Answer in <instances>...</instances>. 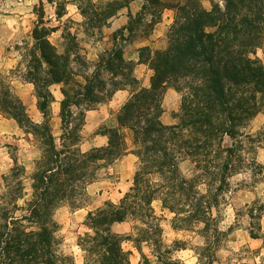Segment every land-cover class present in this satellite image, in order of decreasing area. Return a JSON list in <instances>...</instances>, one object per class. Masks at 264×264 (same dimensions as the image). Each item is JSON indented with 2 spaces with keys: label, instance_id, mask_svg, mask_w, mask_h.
<instances>
[{
  "label": "trees",
  "instance_id": "16d2710c",
  "mask_svg": "<svg viewBox=\"0 0 264 264\" xmlns=\"http://www.w3.org/2000/svg\"><path fill=\"white\" fill-rule=\"evenodd\" d=\"M131 1H107V7L114 8L104 19L114 17ZM166 8L175 11L168 45L152 52L143 48L152 53L148 58L140 53V60L153 70L150 86L140 85L134 63L125 58L117 36L113 47L93 62L74 46L60 52L50 39L54 27L46 25L43 14L32 29L31 40L21 47L24 67L15 72L34 85L42 122L29 115L13 81L0 75V114L32 134L41 150L31 173L14 158L15 166L3 176L0 264H75L74 256L61 247L56 212L62 206L83 207L87 185L95 181L98 170L129 151L139 158L133 184L119 203L107 200L88 212L85 224L89 230L78 238L83 264H131L132 250L125 242L141 253L139 264H177L172 253L186 247L180 240L173 246L165 244L155 200L174 214V221L203 224L205 242L199 248L198 264L216 261L214 250L224 234L214 216L219 196L230 175L247 168L245 162L256 163L248 154L264 147V125L257 133L245 130L264 113V60L256 55L258 48L264 51V0H223V8L214 0L210 8L201 0L175 4L143 0L140 12L129 14L126 29L132 32L147 9L149 25L154 26ZM76 64L81 66L79 71ZM54 84H61L63 94L59 139L51 126ZM128 86L134 88L118 112V126L104 131L108 144L82 150L87 110ZM168 86L181 94L175 124L161 119ZM128 133L133 149L127 142ZM226 136L232 140L230 146L224 143ZM185 159L195 164L196 176L182 172ZM199 183L207 185V192L200 191ZM123 221L130 222V231H114L112 225ZM144 244L154 260L143 251Z\"/></svg>",
  "mask_w": 264,
  "mask_h": 264
},
{
  "label": "rangeland",
  "instance_id": "374dc122",
  "mask_svg": "<svg viewBox=\"0 0 264 264\" xmlns=\"http://www.w3.org/2000/svg\"><path fill=\"white\" fill-rule=\"evenodd\" d=\"M107 1L111 0H35L34 3H29V0H0V75L13 81L16 92L25 103L29 115L35 121L42 122L43 118L38 120L41 118V114L37 108L34 85L18 77L15 72L24 67L25 59L22 56L23 50L21 47L24 41L31 40L32 29L41 19V14L44 15L46 25L54 27L50 39L60 52H63L66 47L74 46L76 50H79L82 55L93 62H98L100 55L105 50L113 47L115 43L114 36H117L116 41L125 45L138 35L149 36L152 32L154 26L149 25L150 9L142 14V19L135 23L132 32L126 31L124 34H120L118 31L111 32L108 26L113 17L108 20L104 17L114 7H107ZM123 1L118 0L120 3H123ZM165 1L169 4H175L181 0ZM201 1L206 8L212 6L213 0ZM58 12L61 13V16ZM171 15L174 20V9ZM105 21L106 24H104ZM170 25L164 36L166 46L168 45ZM75 49L74 51H76ZM156 49V47L151 48L150 51ZM150 51L142 49L140 53L144 55V58H148L152 54ZM76 67L78 71L81 69L79 64H76ZM139 83L142 85L140 80ZM128 87L130 90L134 88V86ZM51 89L56 99V103H52L51 126L54 135L59 139L62 134L60 101L63 94L61 84H54ZM180 106L181 94L179 100L171 98L170 107H173L170 109L171 114L177 116L180 112ZM177 122H179L178 117ZM0 123H2L0 124L1 186L3 176L10 173L15 166L14 158L18 160L19 164H24L28 173H31L34 169L35 160L41 155V150L39 143L32 134H28L22 128H19L12 120H6L2 114H0ZM263 125L264 113H259L250 122V128L248 126L245 130L249 131L251 129L253 133H257ZM106 127V125L101 124L100 127L90 130L83 125L80 144L86 139L92 138L97 132H104ZM131 138L128 133L127 142L133 149ZM224 143L226 146H230L232 144L231 138L226 136ZM260 148L264 147H258L255 149L256 151L254 150V152L248 154V156L256 158V163L250 165L245 162L248 165L247 168L229 176L228 184L219 196L220 204L217 208H214L217 225L224 231L218 247L214 250L216 255L214 264H264V150H260ZM110 167L111 164L101 167L95 179L97 183L100 181L103 183L104 188L102 190L104 191L111 190L118 179V175L112 172ZM138 167L139 158L137 169ZM181 170L187 177H194L198 173L195 164L190 159L181 162ZM198 187L201 192H207L208 188L205 183H199ZM98 189L96 188L92 192L86 190L87 196L83 201V207L90 205L91 207L102 206L108 200H104L100 196ZM104 195L106 197L107 192ZM153 205L157 214L162 217L161 224L164 229L163 239L165 244L173 246L175 240H180L181 245L186 247L172 253L174 259L178 262L177 264H187L193 256L197 258L198 264V253L201 252L199 248L205 242L201 230L203 224L174 221V214H171L169 210L163 211L160 200H155ZM73 210L69 206H62L57 210L56 218L61 224L58 235L62 241V249L74 256L75 264H83L84 252L78 245V238L89 230L85 224L87 215L81 220L70 213ZM174 226L177 229H174ZM124 246L132 250L131 264H139L142 259L141 253L133 250L134 246L131 242H125ZM143 251L153 260L155 259L151 256V249L148 245H143ZM188 253H191V255H188ZM155 264L161 263L156 261Z\"/></svg>",
  "mask_w": 264,
  "mask_h": 264
},
{
  "label": "crops",
  "instance_id": "0c3cea01",
  "mask_svg": "<svg viewBox=\"0 0 264 264\" xmlns=\"http://www.w3.org/2000/svg\"><path fill=\"white\" fill-rule=\"evenodd\" d=\"M142 6L143 0H133L130 2L129 6L119 10V12L110 21V25L108 26L110 31L115 32L120 29H124L125 32L128 31L126 27L128 26L130 20L129 14L136 16L138 12H140V10L142 9ZM172 10V8H166L164 10L161 21L154 25V28L152 29V32L149 34V36L138 35L124 45V56L127 60H130L134 63V75L136 76V78H138V80H140V82H142V85L144 86H150L153 70L150 68L148 63L140 60V51L143 48L147 47H149L150 49L155 47L157 49H163L166 47V41L164 36L166 33V29L171 24V22H173V16L171 15ZM130 95L131 90L129 89V87L119 89L113 94V96L108 101L99 104L98 107L94 109L87 110L84 123L85 128L93 130L100 127L101 124L106 125L108 128L117 127L118 112L123 106V104L128 100ZM171 98H176V100H179L180 93L172 86H168L166 88V92L163 99L164 111L161 115V119L165 124L177 123V117L175 116V114H171L170 111V109L173 108L170 107ZM53 103H56V100ZM40 114L41 118H39L38 120H41L43 118L41 112ZM4 118L6 120H12L19 127V125L14 119H9L6 117ZM108 141L109 136L107 134H105L104 132H97L92 138L86 139V141L82 142L80 144V147L83 148L82 150L84 151L90 150L93 147L105 146L108 144ZM261 149L264 150V148H260V150ZM137 165L138 156L134 152L129 151L128 153H126L121 158L117 159L111 164L110 169L112 170V172H115L118 175V179L115 182V186H113L111 190H102V188H104V185L101 181L98 183L94 181L88 184L86 190L88 192H92L96 188H99L98 190L100 192V196H102L104 200L108 199L113 202H120L123 197V194L129 191L133 184ZM105 192H107L106 197H104ZM98 207L99 205H96V207H91L90 205L87 207L75 209L70 213L82 220L83 218H85L89 211H92L94 208ZM112 228L114 231L119 233H128L131 229V225L128 221L116 222L112 225ZM133 250L137 249L133 247Z\"/></svg>",
  "mask_w": 264,
  "mask_h": 264
},
{
  "label": "clouds",
  "instance_id": "9594fccd",
  "mask_svg": "<svg viewBox=\"0 0 264 264\" xmlns=\"http://www.w3.org/2000/svg\"><path fill=\"white\" fill-rule=\"evenodd\" d=\"M35 0H29V3H34ZM220 4L221 7L223 8V0H220ZM74 10V8H73ZM256 55L259 56L261 58V60H264V51H262L261 49H257L256 50ZM253 59H255V57H252ZM188 255H191V253H188ZM187 264H197V258L195 256L192 257V259H190Z\"/></svg>",
  "mask_w": 264,
  "mask_h": 264
}]
</instances>
